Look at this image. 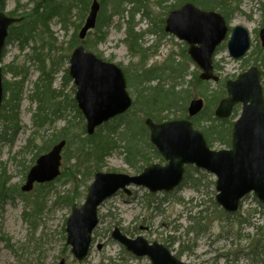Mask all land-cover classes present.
Here are the masks:
<instances>
[{
	"label": "rangeland",
	"instance_id": "374dc122",
	"mask_svg": "<svg viewBox=\"0 0 264 264\" xmlns=\"http://www.w3.org/2000/svg\"><path fill=\"white\" fill-rule=\"evenodd\" d=\"M17 1L5 0L4 10L6 12L14 10ZM173 1L175 0L165 3V6ZM20 2L27 4V9H31L35 4V1L32 2V0H20ZM241 3V10L230 16L229 24L231 28L242 25L249 30L251 48L243 58L234 59L230 56L227 48L228 37L225 39L214 60L217 65L215 70L219 80L217 82L210 81L213 89H223L224 86L221 83L229 79H235L238 75L247 71L255 65L254 62L258 56L253 51L255 46L261 42L259 31L264 26V0H242ZM78 5L82 8L83 3ZM78 12V9L74 10L73 15L75 16H71V19L75 24L70 23L67 31L63 29L58 18H54L50 22V30L56 40H51L50 35L46 32L39 34L46 41H53L55 45L49 54H47V51L51 45L47 42L44 44L45 48L38 50L39 53H44L47 57L48 68L53 67L52 60H58L59 53L63 52L64 55L68 53L71 55L72 50L68 49L67 43L74 33H79L80 29L75 31V25L79 22ZM165 12L166 8L162 9L154 5L152 14L157 15L156 21H159L161 18L167 17L168 14H164ZM136 21L137 30L139 31H144L151 26L155 27L153 20L141 18L140 15L137 16ZM94 31H91L90 37L86 38L88 40L87 44L92 47L90 51L96 55L99 54L98 56L105 61L117 64L123 70L128 68V72L131 74L130 77L134 82L133 72L140 61V57L132 54L126 42V23L123 18L119 16L114 18V25L109 28L105 39L100 43L96 42ZM20 44L18 39H12L6 46V53L2 60V66L5 68L4 80L13 81L18 79L9 70L8 66L26 67L27 76L19 110L20 129L16 134L10 130L7 135L8 139H0V172L5 169L9 176L6 187L12 189L10 197H6L4 200L0 198V236L3 237L0 239V264H60L61 262L63 264H79L71 251V245L67 244L66 221L71 214V207L61 201L55 202L57 199L56 192L64 193L71 189L72 182L67 177L65 180L55 182L51 187V193H48L45 197L38 194L36 186L30 191L22 190L29 169L36 161L32 162L37 148L25 147L35 130L32 115L36 109V103H31L29 95L40 75V62L32 58L31 53L35 45L40 47L41 41L38 36L35 39L31 38L24 47H21ZM142 45L143 47L154 46V53H151L145 61L147 66L164 65L171 54L180 55L183 48L188 49L189 47L186 46L184 41L167 32L164 34L163 32L147 34ZM176 59L177 61L183 60L181 56H176ZM189 64L190 71L197 70L198 73L201 72L197 65L191 62ZM68 67L69 60L64 59L55 74L54 88L59 89L61 87ZM189 79H191V76H187L185 81H180L183 87L188 86ZM166 82L170 84L172 80L168 78ZM73 85V82L68 83L64 88V92L73 93ZM127 85L130 96L135 100L137 97L135 83H133L134 86ZM194 97L200 96L196 94L191 97L187 101V106ZM216 104L213 106L214 110ZM131 110L133 111V108ZM237 110L240 113L241 106H238ZM134 115V113L131 114V116ZM179 115L172 111L167 117L168 119L165 120L179 119ZM140 116L143 117V114L138 113L135 115V117ZM145 119L146 117H144ZM229 119L234 121L235 118ZM65 124L66 121L59 120L53 127L48 126V131H56ZM104 125L97 127L96 130ZM196 128L203 131L204 126L197 125ZM76 131H79V129ZM146 135V138L150 140V134L147 133ZM37 143L40 142L37 141ZM211 147L215 150L228 148L218 141H214ZM124 151L122 148L107 156L99 171L129 175L139 173L138 170L126 162ZM63 152L62 169L68 164L65 155H69L70 158L67 159L72 165L77 161L76 155L72 154L71 151L64 149ZM153 162H161V160L154 159ZM162 162L164 163V161ZM141 165L143 164L140 163L138 167ZM201 171L210 175L209 179L211 181H216L213 174L204 170ZM93 178L94 176L89 180L88 186ZM203 184L201 185L203 186ZM84 188L85 186L81 187V189ZM131 189L133 191L132 196H128L124 192H118L101 205L99 209L100 222L94 230L91 249L83 264H99L102 261L107 262V259L112 260L114 264H151L150 258L135 256L120 242L112 238L111 234L115 227H120L124 233L130 231V234H126L132 237L142 235L149 242L162 243L170 248L174 254L179 255L184 262L190 264H256V258L264 259L262 253L264 249V209L258 206L253 194H249L245 198L241 212L243 217L248 218L249 222H253L250 225L248 222L239 224L238 222L224 221L217 217V212L214 213L213 211L216 208L218 210L222 208L215 200L217 194L215 185L202 187L200 192L189 186H183L170 193H155L154 198L156 201H162L158 210L153 209L155 205L151 207L147 205L149 196L147 193L149 192L146 188L131 186ZM85 197L86 194L77 201V204L81 205ZM37 200L40 202L42 200L41 207L38 209L35 202ZM199 204L201 206L195 207L192 213L198 216L199 214L196 213L199 209H208L207 212H203L204 217L207 215L206 219L201 222L202 226L198 233L194 230L188 231L190 225L193 224L190 217V214H192L191 209ZM255 208L258 209L257 213H251L249 216L246 210ZM252 251H258L259 255H254ZM257 264H264V262L260 263L259 261Z\"/></svg>",
	"mask_w": 264,
	"mask_h": 264
},
{
	"label": "water",
	"instance_id": "95a60500",
	"mask_svg": "<svg viewBox=\"0 0 264 264\" xmlns=\"http://www.w3.org/2000/svg\"><path fill=\"white\" fill-rule=\"evenodd\" d=\"M100 8V2L92 0L85 24L79 32L81 39L96 26ZM18 20L0 11V110L4 94L1 56L8 28ZM165 31L190 45L189 55L202 69L201 79L218 80L214 74L213 55L229 32L226 19L220 12L202 10L188 2L169 13ZM260 38L264 45V27ZM227 46L233 58L244 56L251 46L249 30L242 25L234 27ZM69 71L77 86L75 97L87 121L88 134H94L97 127L132 106L133 98L127 90L122 68L86 51L84 45L74 49ZM204 103L203 98L191 99L189 115L200 113ZM237 104H242V111L233 126L232 146L219 150L212 149L204 134L188 119L155 122L151 117L147 118L145 123L150 131V140L166 163H153L137 175L102 171L95 174L85 202L81 206L73 204L66 224L67 243L72 246L76 259L82 262L89 254L102 203L120 190L131 195L130 187L134 185L145 187L152 193L171 192L182 183L188 164L217 177L216 201L225 211L236 212L241 200L249 193H254L264 203V94L261 71L257 66L227 82V96L219 102L215 115L221 119L229 118ZM65 144L66 141L62 140L37 159L22 190L30 191L35 183L50 182L60 175ZM112 237L134 255L150 257L152 264H189L164 244L157 241L149 243L142 235L130 237L115 227Z\"/></svg>",
	"mask_w": 264,
	"mask_h": 264
},
{
	"label": "trees",
	"instance_id": "16d2710c",
	"mask_svg": "<svg viewBox=\"0 0 264 264\" xmlns=\"http://www.w3.org/2000/svg\"><path fill=\"white\" fill-rule=\"evenodd\" d=\"M34 1V7L27 9V4L21 3L18 0L15 9L7 12L10 16L23 19L11 26L7 44L12 39H18L21 43L20 46L24 47L31 38L35 39L38 36L41 41L40 47L35 45L31 53V57L40 62V75L29 95L31 103H36V109L32 115L35 130L31 138L28 139L25 148H37L32 161L34 162L40 154L49 151L61 139H66L67 145L65 150L71 151L77 157V161L72 165L69 163V159H67L70 158L69 155H65L67 157L66 163L68 162V164L62 170L61 175L53 182L36 185V190L41 197H45L48 193H51V187L55 182L65 180L67 177L72 182V188L64 193L57 191L55 202L61 201L71 207L87 194L89 180L92 179L95 172L101 170L107 156L122 148L125 150L126 162L139 172L146 165L151 164L154 159L163 161L155 146L150 142L149 138H146L149 130L145 124L144 117H152L155 121L161 122L168 119L167 117L173 111L175 114H180V118L192 120L195 126H204L202 130L210 145L214 141H218L227 147L231 146L234 121L217 118L213 109V106L226 95L225 84L221 83L224 86L223 89H213L210 82L199 78L197 70L190 71L189 63H192V60L188 56L186 48L182 49L180 55L171 54L164 65L147 66L145 61L151 53H154V46L143 47L142 42L147 34L146 32L152 34L163 32L164 34L165 18L156 21L157 15L154 16L152 14L154 5L162 9L166 8L164 14H168L170 10L179 7L184 2L191 1L203 9L219 10L229 22L230 16L240 10L242 0H175L166 6L165 3L170 0H100L101 11L94 31L96 42L100 43L105 39L109 28L114 25V18L116 16L122 17L126 23V42L132 54L140 57V61L133 72L135 77L134 82L130 77L131 74L128 72V68L125 70L128 84L132 86L135 83V90L137 92V97L132 106L133 111L129 110L125 114L114 118L111 122H107L93 135H87L86 133L84 117L78 109L75 97L73 96L75 86L73 85L72 87L73 93L64 92L67 84L72 82L68 68L61 87L56 89L53 86L55 74L59 70L62 61L69 59V53L65 55L63 52L59 53L58 60H52L53 67L48 68L46 63L47 57H45L44 53H39L38 51L40 48H45L44 44L46 42L51 45L48 47L47 54L55 46L51 40H56V38L50 30V22L54 18H58L63 29L67 31L70 23L75 24L71 16H75L73 15L74 10L78 9L79 22L75 25V31H78L84 22L91 0H32V2ZM4 2L5 0L0 1V10H4ZM82 3V8H80L78 4L81 5ZM138 15L153 20L155 27L151 26L147 31L137 30L136 18ZM42 32L48 33L51 40L46 41L43 36L39 35ZM90 34L91 31L88 33L87 38L90 37ZM79 43H84L86 49L90 50L92 48L87 44V39L80 41L76 32L67 43L68 49L70 51L73 50ZM263 49L260 44H257L253 52L258 55L254 63L258 64L261 69L264 85ZM176 56H181L183 60L177 61ZM8 67L18 79L13 81L4 80L3 83L4 101L1 109L0 139L3 138L5 140L8 139L7 135L10 130L16 134L20 129L19 110L24 93V82L27 76L26 67L16 65L15 67ZM3 70L5 71V68ZM187 76H191V79L188 81V86L183 87L180 81H185ZM168 78L172 80L170 84L166 82ZM196 94L207 99V105L199 115L190 117L187 115V101ZM132 113L135 115L142 113L143 117L131 116ZM237 115L238 110L235 109L232 119L236 118ZM59 120L66 121V124L56 131L49 132L48 126L53 127ZM77 129L79 131H76ZM37 141L40 143H37ZM140 163L143 165L138 167ZM209 176L197 167L188 165L186 166L185 177L180 188L189 186L200 192L202 187L215 185V182L211 181ZM8 178L7 172L5 169H2L0 172V198L3 200L6 197H10V191L12 190L6 187ZM203 182L205 183L203 184ZM82 186H85V188L81 189ZM147 194L149 195L147 205L149 207L155 205L156 208L153 207V209L158 210L162 201H156L154 194ZM254 199L258 203V206L264 209V204L260 203L256 198ZM35 202L37 209L40 208L42 200L41 202L39 200ZM215 205L217 207L216 203ZM197 206L201 205L193 206L191 213ZM242 210L243 205L236 214H230L223 209L218 210L217 208L213 212H217V217L224 221L238 222L239 224L248 222V224L252 225L253 222H249L248 218L242 216ZM207 211L208 209L202 208L197 211L196 214H199L198 216L193 215V213L190 214L193 224L190 225L188 231L194 230L198 233V230L202 226L201 222L207 216L204 217L203 212ZM257 211L258 209L256 208L246 210L249 216L251 213L256 214ZM257 227L260 228L259 226ZM125 232L130 234V231ZM1 238L3 237L0 236ZM262 253L264 254V249ZM107 260V262L102 261L99 264H114L112 260Z\"/></svg>",
	"mask_w": 264,
	"mask_h": 264
},
{
	"label": "flooded vegetation",
	"instance_id": "af4514ba",
	"mask_svg": "<svg viewBox=\"0 0 264 264\" xmlns=\"http://www.w3.org/2000/svg\"><path fill=\"white\" fill-rule=\"evenodd\" d=\"M253 252L256 254V256L259 255L258 251H256V252L253 251ZM253 252H252V253H253ZM255 260H256V264H257L259 261H260V263H262V261L264 262V260H261V259H259V258H256Z\"/></svg>",
	"mask_w": 264,
	"mask_h": 264
}]
</instances>
